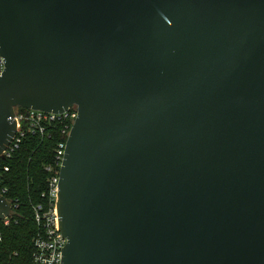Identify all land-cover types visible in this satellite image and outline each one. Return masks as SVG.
<instances>
[{
  "label": "water",
  "instance_id": "95a60500",
  "mask_svg": "<svg viewBox=\"0 0 264 264\" xmlns=\"http://www.w3.org/2000/svg\"><path fill=\"white\" fill-rule=\"evenodd\" d=\"M0 57V155L78 111L60 264H264V0H0Z\"/></svg>",
  "mask_w": 264,
  "mask_h": 264
},
{
  "label": "trees",
  "instance_id": "16d2710c",
  "mask_svg": "<svg viewBox=\"0 0 264 264\" xmlns=\"http://www.w3.org/2000/svg\"><path fill=\"white\" fill-rule=\"evenodd\" d=\"M64 141L57 127L45 135L26 134L12 158L5 161L10 170L3 176L4 196L16 208L7 225L0 221V264L31 263L32 242L38 232L33 207L46 204L41 195L48 190L50 173L45 169L58 170L56 150Z\"/></svg>",
  "mask_w": 264,
  "mask_h": 264
},
{
  "label": "built area",
  "instance_id": "2783aa9c",
  "mask_svg": "<svg viewBox=\"0 0 264 264\" xmlns=\"http://www.w3.org/2000/svg\"><path fill=\"white\" fill-rule=\"evenodd\" d=\"M4 68L3 58L0 57V77L2 76ZM77 116L78 111L76 107L67 109L61 115L33 110L21 111L17 108L13 116V121L16 125L15 134L0 155V195L5 198L4 195L7 194V188L3 185V176L10 170L8 165H5V161L12 158L25 135H45L49 131H52L54 127H57L60 130V134L65 138L64 142L58 144L56 150L55 161L58 170H53L50 167L45 169L50 173L48 190L41 195V198L46 200V204H39L33 207V215L38 232L32 242L33 252L30 264H60L61 262V249L66 245L67 241L61 236V232L58 230L56 209L57 183L60 164L65 152L66 140ZM10 203V214L1 221L5 225L8 224L12 211L16 208L15 204L11 201Z\"/></svg>",
  "mask_w": 264,
  "mask_h": 264
}]
</instances>
